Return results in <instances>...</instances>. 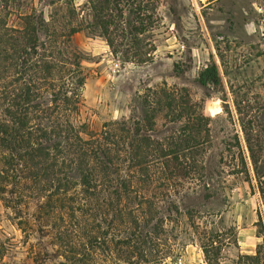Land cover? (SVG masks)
<instances>
[{"label":"rangeland","instance_id":"obj_1","mask_svg":"<svg viewBox=\"0 0 264 264\" xmlns=\"http://www.w3.org/2000/svg\"><path fill=\"white\" fill-rule=\"evenodd\" d=\"M118 2L122 14L96 13L93 0H8L2 11L8 28L42 17L56 67L77 70V111L62 109L60 123L80 208L55 202L56 169L26 178L0 144V264H130L116 243L145 226L159 234L145 254L160 258L133 264H264V0ZM96 142L114 150L116 171L98 168ZM90 168L101 184L92 209L80 201Z\"/></svg>","mask_w":264,"mask_h":264},{"label":"trees","instance_id":"obj_2","mask_svg":"<svg viewBox=\"0 0 264 264\" xmlns=\"http://www.w3.org/2000/svg\"><path fill=\"white\" fill-rule=\"evenodd\" d=\"M137 1L128 0V6L135 7ZM112 4H114V0H93L91 8L96 13L104 12L107 9L112 10L113 8L118 9L120 14L123 13L124 10L118 7V0H115L114 7H112ZM9 6L8 0H0V78L3 74H6L8 76L6 78L9 79L6 86L0 82V110H3L4 116L3 119L0 118V144L7 149L6 161L9 168L12 166L16 168V165L19 164V166L23 165L24 172H20L31 174V177L26 178H33L32 180L35 182L40 181L42 176H45V179H50L52 170L56 169L57 177L51 180V183H57L58 199L55 202H69V210L75 212L80 205L77 206V198H74L77 193H71L74 185L73 177L66 170L64 171L63 166L68 163L72 167L73 162L76 160L73 156H76L77 153H72L74 146L70 144V136H64L61 133L60 112L62 109H66L67 112L71 113L77 111L79 99L74 100L76 96L72 87L74 85L72 81L76 79L74 75L77 70L67 71L66 73L56 67L58 62L53 59L55 57L53 48L56 44L57 34L56 31L53 35H50L49 31L46 33L47 23L42 17L39 20L40 18L35 15H25L23 26L20 29L8 28L1 14L2 11L8 12ZM5 7L6 9L2 10ZM145 12H147V9L139 7L136 14L139 22V27L135 29L137 32H141L144 28L145 18L141 17V14ZM99 15L100 18L98 17L97 21L102 20L101 14ZM102 25L104 31L109 32L108 24L103 22ZM79 30H82V28L72 29L71 36L78 33ZM41 32L48 34L49 41L47 45L40 43L39 34ZM81 84L82 82L78 81V85ZM70 93L71 97L69 96ZM49 98L52 105L42 106L40 104V102L44 103ZM34 119L39 122L37 128L29 126L31 120ZM44 121L49 124L43 125ZM34 135L37 137L33 138L35 142L32 143L30 140ZM58 137H60L59 142H57ZM53 138L55 140H52ZM44 141L51 143V147H44ZM79 142L84 143L82 140H79ZM95 144L98 146V154H95L99 161L97 166L101 172L116 171L113 166L114 150L106 143L102 145L96 142ZM171 155L175 157L176 153L169 156ZM30 163L34 164L35 168H40L39 171L35 172L30 167ZM138 167L143 169L144 165H138ZM57 168L59 171H57ZM2 174L5 176V172H2ZM93 174H95L93 168L82 170L79 174L81 184L85 188L83 193L86 196L85 199L83 198L80 201L83 203L82 206L90 209L94 207L95 200L93 199L96 197L94 191L97 190V186L100 184L97 181L95 182L96 178H93ZM117 193L118 191L116 195ZM59 196H62V198ZM80 201L79 204H81ZM61 208L65 209L66 206L62 205ZM116 212L118 213L119 210ZM133 222L136 225L138 224L136 219ZM111 226L113 225H110V228H112ZM158 236L159 234L154 228L145 226L143 229L137 228V231L130 232L124 239L118 240L116 245L119 247L126 246L125 254L128 263L133 264L134 259L138 263H147L160 258L159 254H155V258L151 256L149 260L145 254V249L149 244L158 246ZM131 248L138 252L130 253Z\"/></svg>","mask_w":264,"mask_h":264}]
</instances>
